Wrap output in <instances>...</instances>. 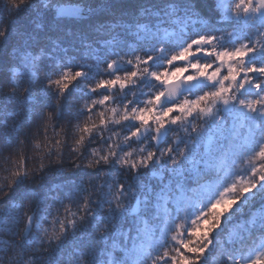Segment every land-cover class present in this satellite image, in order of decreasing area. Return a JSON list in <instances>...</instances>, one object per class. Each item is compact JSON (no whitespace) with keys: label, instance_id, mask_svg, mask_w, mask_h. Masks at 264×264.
I'll use <instances>...</instances> for the list:
<instances>
[{"label":"snow or ice","instance_id":"snow-or-ice-1","mask_svg":"<svg viewBox=\"0 0 264 264\" xmlns=\"http://www.w3.org/2000/svg\"><path fill=\"white\" fill-rule=\"evenodd\" d=\"M0 264H264V0H0Z\"/></svg>","mask_w":264,"mask_h":264}]
</instances>
